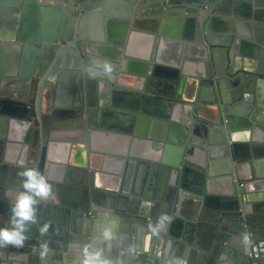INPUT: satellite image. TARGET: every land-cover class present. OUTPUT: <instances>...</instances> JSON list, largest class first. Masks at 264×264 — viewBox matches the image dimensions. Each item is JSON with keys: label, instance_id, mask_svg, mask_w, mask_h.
Instances as JSON below:
<instances>
[{"label": "crops", "instance_id": "obj_1", "mask_svg": "<svg viewBox=\"0 0 264 264\" xmlns=\"http://www.w3.org/2000/svg\"><path fill=\"white\" fill-rule=\"evenodd\" d=\"M83 8L67 7L62 0H0V74L6 76L23 73L31 58L36 57L42 48L56 46L60 52L65 45L76 40L77 32L86 37L82 55L77 51L79 68H67L68 57L64 55L57 65V84L54 85V91L50 87L42 88L38 101L39 119H29V109L22 108L21 102L18 101L25 88L22 82L16 79L17 81L2 84L0 78V199L19 194L22 184L20 170L37 166H41L42 170L45 165L51 163L49 183L55 189L53 198L65 206L46 207L48 203L42 201L37 212L38 223L31 225L27 233L29 238L22 247L8 245L0 248V264H82L84 245L103 248L114 264H163L162 260L166 259H163L162 244L159 248L156 243H150L148 236L142 235L138 241L132 238L128 227L141 230L139 224L99 213L98 217L90 218L94 219V222L86 232L78 233L73 229L63 228L64 213L60 211L67 210L66 206H76L79 193L87 192L88 195V191H94L110 194V190L116 189L118 195L122 190L124 198L128 197V201H136L142 206L150 203V206L146 207L153 209L151 215H154L158 205H166L158 187L170 179V166L178 157L180 148L184 151L180 170L185 172V186L184 189L180 186L182 200L176 213L171 214L172 222L164 227L168 233L165 237L173 240L169 248L175 249L176 242L185 241L183 244L188 243L192 249L206 250L208 227L212 225L211 219L218 216L212 212L213 207L222 204L220 201L226 198L227 187L233 184V181L224 182L222 146L215 142L216 135L211 131L214 128H208L194 118V105L191 103L194 94L198 92L197 80L192 76L197 70L198 60L193 59L196 55L204 53L200 48L206 45L195 40L183 41L182 35L189 29L185 26L187 13L182 12L181 8L169 6L159 14L160 11L151 1L138 7L130 0H108L105 12L92 9L84 10L82 14ZM71 18H74L73 25L75 23L76 27L72 41H68L64 34ZM250 23V26L245 28L249 39L244 37V41L248 43L249 55L242 58L264 70V24L254 21ZM64 40L66 42H63ZM81 45L82 43H73L67 49L76 50L73 46ZM259 45L263 52L256 50L255 47ZM253 54H257V58ZM145 55H148V59H145ZM157 56L161 61H157ZM105 58L112 63L117 58L128 61L124 71L115 72L114 82L121 86L118 94L110 93L111 82L104 76L102 66ZM176 59L180 60V73L185 77L182 92L178 87L173 90L171 76L178 71L174 65ZM92 61L101 63L92 64ZM145 65L148 66V74L151 73L147 82L146 78L144 81L138 76L143 75ZM90 66L97 73L95 79L88 76L87 70ZM80 75L83 77V86L78 88ZM256 83L255 95L264 102V80H256ZM35 84L36 81L33 80L29 86L31 92L28 104L34 100ZM202 89L207 99L201 106L202 113L207 117H222L225 120L223 113H218L217 105L220 104L211 102L217 93L215 85L203 86ZM177 92L187 97L188 101L185 103L171 99L170 96H175ZM81 93L87 101L94 102L95 98L100 104V93L109 96L105 107L101 105L99 108L102 113L98 118V129L92 127L88 130L84 146L77 150L74 147H66V139L50 143L42 138L40 133L34 132L33 136L32 129H41L42 123L47 121V108L56 111V134L61 138L73 137L80 120L87 126L85 115L79 119L76 114L78 110L74 107L77 102H81ZM51 97L56 99L53 105L49 104ZM76 98L78 101L75 102ZM248 106V103L232 101L226 108L242 111ZM109 110L134 114L137 132L131 136L126 131L130 123L128 115L115 114ZM82 111L84 112L85 108ZM260 112L264 115V107H260ZM243 122L235 119L231 125L234 128L232 143L237 160L233 164L229 159L227 167L234 166L236 172L233 177L241 179V184L245 187L241 188L239 195L244 203L240 204V198L237 197V206L249 217L255 218L264 213V144L254 140L264 141V132L250 134L243 128ZM36 134L38 137H35ZM50 144H55L56 147L51 148ZM229 144L228 140L227 145ZM122 154L132 155L137 163L132 182L124 187L125 190L122 189L121 181L119 183V179L114 178L115 172L120 171V174H123L124 168L118 167L122 162L117 160L115 166L105 165L109 160L108 156L120 157ZM100 161L101 167L106 166L103 171L99 166ZM29 162L32 164L29 165ZM108 167L111 170L107 169ZM255 173L258 174L257 181L252 176ZM225 202L227 203L224 200ZM228 203L233 204L232 201ZM4 205L0 202V214L9 216V210L4 212ZM97 205L95 208L105 210L111 203L103 205V202H99ZM89 206L91 207V204L87 205V208ZM114 206L116 209L124 208L125 201L123 205L115 203ZM134 207L127 209L125 213L142 215L140 211H135ZM226 217L229 216L219 215L218 219L222 221ZM113 220L117 222V226L114 228L115 238L110 242L109 248L108 243L101 238V230ZM146 220L149 224L153 222V226L156 223L149 216ZM247 222L253 224L252 220ZM45 223H49L50 227L47 234L42 236L39 229ZM223 223L230 226L224 220ZM8 225L9 221L6 227ZM169 233L179 236V239L169 236ZM223 234L226 239L221 246L226 254L234 256L240 239L229 232ZM251 234L254 238L252 248H256L252 251L259 259V264H264V241L254 237L262 233ZM44 242H47L51 251L41 258L39 250Z\"/></svg>", "mask_w": 264, "mask_h": 264}, {"label": "water", "instance_id": "obj_2", "mask_svg": "<svg viewBox=\"0 0 264 264\" xmlns=\"http://www.w3.org/2000/svg\"><path fill=\"white\" fill-rule=\"evenodd\" d=\"M65 4H67V7H84L81 10V13H84V10H99L100 12H105V8L107 7L108 0H62ZM131 2L137 4L138 7H141L143 5H146L148 1H151V4L159 10V14H162L164 12V8L170 7H176L181 8L182 12L187 15L185 16L186 20V27L188 32L182 35V39L184 40H195L198 41V43L204 42L206 46H201V50L204 52L198 55H194L195 58L193 60H198L196 65H198L197 70L193 73L192 76H194L197 80L198 84V92L194 94L193 99L191 100L192 105H194V118L200 122H202L204 125H207L208 128H214L211 131L215 133L216 135V141L217 143L221 144V157L223 158V164H225V171L222 172V175L224 177V182L233 181V184L229 185L227 184L226 189V195L225 199H222L220 202L221 205H215L213 207L212 212L215 216L226 217L225 219H222V221H219L218 216L215 218L213 217L211 219V226L208 227V232L206 235V239L208 241V248L204 251H197L196 249H192L191 246L186 243L184 245L181 241L178 243L176 242L175 249L169 248L170 244L172 245L171 239H166L165 236H167L166 228L162 227L159 231L158 235H154L151 231V227L153 226L152 223L149 224V221L146 220V217H150L153 220L157 221L158 216L162 213H167L171 216V214H175L178 210V206L180 205V201L182 200L181 192H180V186L181 189H184L185 181H184V171L180 170L181 166V158L184 155L183 148H180L179 155L176 158V160L173 161L172 165L170 166V179L168 181H165L163 185H159L158 192H160V196L165 199V206L158 205L157 209H155V214L151 215L153 213V209H149L150 203H146L143 206L138 204L136 201H128V197L125 196L124 193L121 190L120 195H118V192L116 189L110 190L109 193L105 192H91L88 191L86 193H79V195L76 198V206L67 207V210H59L60 212L64 213V223L63 228L65 230L67 229H73L74 231H77L78 233H84L86 232L87 228L90 227V225L94 222V219H90L86 213L87 210H92V213L94 216L99 215V213H106L112 215V217L117 218H123L124 221H128L134 224H139L141 230H138L136 227L129 226L130 233L132 235V238L136 239L135 241H138L141 239V236L143 235L148 236L150 243H156V245L161 248V244L163 247V264H172V261L174 258H182L184 261V264H247L245 261L246 254L249 252V247H245V249L241 248L237 245L235 252L233 253L234 256H229L224 251V248L221 246V244L225 241L226 236L223 233L229 232L230 234H233L241 239V235L239 234L238 230H236V224L240 223L241 221H244L247 223V226L249 227V232H254L255 234L262 233L260 235H255L256 239H260L264 241V213L263 215H257L255 218L249 217L248 214H245L243 212V209H240L236 204V199L241 194L242 189H245L244 184L242 187H238L239 184H241L242 180L237 178L236 176L233 177V174L236 172L234 171V166L227 167L229 159L234 164L236 162V156H235V147L232 143V134L234 133L233 121L235 119H240L241 121H244L243 128H246L248 133L251 134V132H264V115L260 112V107H264L263 99H259L255 95L256 90V80H264V70H262L260 67H255L250 63V61H247L244 58V56H248L247 48L248 43L244 40L247 38V30L245 28L250 26V21H254L256 23L264 24V0H130ZM76 5V6H75ZM202 8V9H200ZM69 12V11H67ZM208 12V13H206ZM214 13V14H213ZM190 14V15H189ZM213 14V15H212ZM73 19H70V25L68 28H66V32L64 34L65 39H69L68 41H72L73 34H75V23L73 25ZM75 22V21H74ZM189 25V26H188ZM219 28V29H218ZM220 30V32H219ZM76 40L74 42H71L70 44L65 45V48H63L60 52H58V49L56 46L52 47H44L41 49V52L38 53V55L35 57H32L29 63V66L23 70V73H19L18 75L10 74V75H3L0 74L1 83H7V81H17L16 79H19L23 86L25 87L21 95L18 97V101L21 102L20 105L22 108H28L29 109V119H34V117L38 116V101H39V95L41 93V90L43 87H50L52 91L54 88V85L57 84V65L61 61V57L66 55L68 59L66 60V66L67 68H79V61H78V52L83 53V50L85 49V40L86 37H83L77 32L76 34ZM246 37V38H244ZM71 39V40H70ZM63 42H66L65 40ZM82 43L81 46L74 47L77 48L76 50H68L67 47L72 44ZM66 44V43H64ZM207 47V48H206ZM257 51H262L261 46L255 47ZM206 50L208 52H206ZM49 51V52H48ZM48 52V53H47ZM263 52V51H262ZM209 53V54H208ZM125 57L128 56V53H125ZM150 56V55H149ZM154 56V55H153ZM257 58V54H253ZM157 61H161L159 56H157ZM243 57V58H242ZM145 59H148V55H145ZM179 59H176L174 62V65L176 66V69L178 70L176 74H173L171 77L173 78V90L176 89V87L179 88L180 92L183 91V85H184V74L180 73L179 69L181 67V62ZM245 60V61H243ZM24 61V60H23ZM126 59L119 60L118 58L115 59V62L112 63L114 66V71L111 77H108V80L111 82V94L113 93H120V87L118 83L114 82V76L115 72L117 70L124 71L126 64ZM23 63V62H22ZM151 74V73H150ZM148 74V66H144L143 75H138L140 80H144L146 78V82L150 80V75ZM101 75V74H99ZM105 76V75H104ZM78 88H81V85L83 86V77L82 75L78 76ZM100 77V76H99ZM103 77V76H102ZM107 77V76H105ZM246 79V80H245ZM35 80V97L32 103L28 104L29 100V94H30V88L32 81ZM245 80V81H244ZM175 81V82H174ZM196 82V81H195ZM217 93H215V98L211 100L213 103H219L220 105H217L218 113L220 115H224L225 120L220 117V119L215 117H207L202 113V104L207 100L204 97V91L203 86H214ZM29 88V89H28ZM106 92V91H105ZM109 93V94H110ZM101 98L100 100L102 103L89 102L87 101L86 97L81 93L79 101L80 103H76L74 107H76V110L78 114V118H82L83 115H85L86 118V125L84 126V123H81L79 121L77 126V131L74 132V136H77L76 138L73 137H64L61 138L58 134H56L57 127L55 126L54 119L56 111H51L49 108H47V121L45 123H42L41 129L33 128V136L35 133H40V136L42 138H45V140L49 141L50 143H55L57 140L66 139L67 143L65 144L66 147H74L75 149H79L83 144H85V135L87 136L89 134L88 130L92 129H98V118L100 113H102V110L99 108L105 107V104L107 102V96L106 93H100L99 95ZM109 97V96H108ZM171 99L179 101V102H187L188 99L184 95H180V93L177 92L175 96L171 95ZM85 100V101H84ZM78 101V98L75 99V102ZM210 101V100H209ZM241 101L244 103H248L249 106L246 107V109L240 111L235 109L226 108V106H229L231 102ZM56 103L55 97L50 98L49 104ZM254 107V109H253ZM85 108V111L83 112L82 109ZM107 109V108H106ZM113 113H120L116 110H109ZM121 115H128L130 118L129 127L126 128V131L129 135H134L137 132L136 129V122L134 120V114H122ZM26 116V114H25ZM31 116V117H30ZM133 117V119H131ZM44 121V120H43ZM92 125V126H91ZM216 128V129H215ZM87 130V131H86ZM41 131V132H40ZM86 131V132H85ZM72 134V133H71ZM38 134L35 135V137ZM59 136V137H58ZM80 137V138H79ZM228 140L230 142L229 145H227ZM254 142H261L264 144V141L260 140H254ZM213 143V142H212ZM216 143V144H217ZM51 148L56 147L55 144H50ZM229 150V151H228ZM37 155V154H36ZM113 157V158H112ZM109 160L111 159L114 164L107 160L108 166H115L117 165V160L119 162H122V164H118L120 168H124L123 174H120V171L115 172L114 178L116 180L119 179V183L121 181V186L127 187L130 185L131 178L133 175V172L135 170V167L137 163H135V158L132 155L126 156V154H122L120 157L117 156H108ZM45 159V158H44ZM49 159V158H48ZM34 161V160H32ZM50 162V161H49ZM101 162V163H100ZM99 162V166L101 168V171L106 167H101L100 164H102V161ZM32 162H29V165H31ZM51 164V163H50ZM50 164L45 165V167L42 168L41 166H37L41 173L47 178V180L51 181V170L49 169ZM98 166V167H99ZM106 169V168H105ZM107 169L111 170L110 167ZM22 170H20L21 172ZM257 173L253 174L254 178H256L257 181ZM251 176V175H250ZM120 177H122L120 179ZM252 178H250L251 180ZM259 180L263 181L261 178ZM255 181V183H257ZM242 188V189H241ZM53 191L51 196L45 201L48 204L46 207L51 205V208H55V206H61L65 208V206L61 203H58L54 200L55 191ZM125 190V189H124ZM106 192H109L108 189H105ZM115 193V194H113ZM16 196H6V198H1L0 202L3 203L4 212H7L9 210L10 213V206L14 202ZM240 198V197H239ZM224 200L227 201V203H224ZM123 201H125L124 208L121 207L120 209H116L114 204L119 203L123 205ZM232 201L233 204H229L228 202ZM240 204L244 203L243 200L240 198ZM57 202V203H56ZM103 202L104 203H111V206L105 207V210L98 209L95 207H98L97 203ZM235 202V203H234ZM89 203V204H88ZM89 208H87V205H90ZM113 204V205H112ZM41 203L38 205V208H40ZM135 206V207H134ZM148 206V207H146ZM134 207L135 211H140L142 215L136 216V215H127L125 212L127 209H131ZM153 208V206H151ZM96 209V210H95ZM153 210V211H152ZM239 210V211H238ZM263 210V209H261ZM152 211V212H151ZM157 211V212H156ZM125 213V214H124ZM228 213V214H226ZM157 214V215H156ZM11 213L9 216L5 215L4 213L0 214V228L6 227L7 221H9ZM156 216V217H153ZM223 220L228 222L230 226L223 223ZM251 221L250 224L247 221ZM154 224V223H153ZM254 225V226H253ZM253 226V227H252ZM67 228V229H66ZM231 230V231H230ZM169 236H172L176 239H179V236H174L169 233ZM133 239V240H134ZM166 241V243H165ZM238 244V243H237ZM226 249V248H225ZM256 249V248H253ZM250 260V259H249ZM253 262V264H259V259L255 257V259L250 260ZM250 262V263H251Z\"/></svg>", "mask_w": 264, "mask_h": 264}, {"label": "clouds", "instance_id": "obj_3", "mask_svg": "<svg viewBox=\"0 0 264 264\" xmlns=\"http://www.w3.org/2000/svg\"><path fill=\"white\" fill-rule=\"evenodd\" d=\"M92 64H100V61H92ZM104 75L111 77L114 71L112 62L104 59L102 62ZM88 76L97 78V73L90 66L88 68ZM19 175L22 177L21 191L10 206L9 225L0 228V248L8 245L22 247L24 242L29 238L27 233L31 225L37 224L38 205L42 201H46L52 194L53 186L47 178L41 173L38 167L23 169ZM173 217L167 213L158 216L155 225L151 231L154 235H158L162 227H166L172 222ZM117 226L116 221H109L102 230L101 238L111 247V241L115 238L114 228ZM49 223L43 224L39 231L40 234L46 235ZM51 250L47 242L40 245L39 255L41 258L46 257ZM83 260L82 264H114V261L105 254L103 248H96L91 245L82 247ZM172 264H184L182 258H174Z\"/></svg>", "mask_w": 264, "mask_h": 264}, {"label": "flooded vegetation", "instance_id": "obj_4", "mask_svg": "<svg viewBox=\"0 0 264 264\" xmlns=\"http://www.w3.org/2000/svg\"><path fill=\"white\" fill-rule=\"evenodd\" d=\"M242 185L243 184H239L238 187H242ZM239 208L242 209L241 207H239ZM87 211L88 212L86 213V215L89 218H92L94 216V214L92 213V210L90 209V210H87ZM236 230H238V232H239V234L241 235V238H242V241L239 238L240 239L239 240L240 243H238V246H240L243 249H245L246 246L249 247V252L246 254L245 261H246L247 264H253V262L250 261V260L253 261V259H255L254 251H252L253 250L252 247L254 246L253 234H251V232H249V227L247 226V224L244 221H241L240 223L236 224ZM246 238L249 241H246Z\"/></svg>", "mask_w": 264, "mask_h": 264}, {"label": "built area", "instance_id": "obj_5", "mask_svg": "<svg viewBox=\"0 0 264 264\" xmlns=\"http://www.w3.org/2000/svg\"><path fill=\"white\" fill-rule=\"evenodd\" d=\"M246 241H249V240H247V238H246Z\"/></svg>", "mask_w": 264, "mask_h": 264}]
</instances>
